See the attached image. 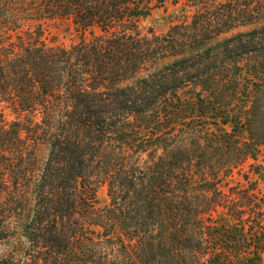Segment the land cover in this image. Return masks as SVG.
<instances>
[{
    "label": "trees",
    "instance_id": "trees-1",
    "mask_svg": "<svg viewBox=\"0 0 264 264\" xmlns=\"http://www.w3.org/2000/svg\"><path fill=\"white\" fill-rule=\"evenodd\" d=\"M164 4L0 0V264L249 263L262 167L224 181L264 158V0H183L142 34ZM53 20L69 46L44 39Z\"/></svg>",
    "mask_w": 264,
    "mask_h": 264
},
{
    "label": "rangeland",
    "instance_id": "rangeland-1",
    "mask_svg": "<svg viewBox=\"0 0 264 264\" xmlns=\"http://www.w3.org/2000/svg\"><path fill=\"white\" fill-rule=\"evenodd\" d=\"M183 0L178 5L173 4V0H165V4L163 7H155L151 10L149 16L140 22V32L142 34L147 33L148 30H153L156 34L165 33L171 25H173L177 19H179L182 15H190L191 9L184 7ZM29 26L34 29V24L27 22L25 23V27ZM43 28L46 30L44 39L48 44L51 45H64L69 46L71 42L75 39V33L72 30L70 22L66 20H53V21H45ZM197 115V111L193 110L190 104L184 103V108L177 109L173 116V125L179 127L183 125V123L188 122L192 118H195ZM43 151L41 152V156H43ZM250 164H258L262 167L260 173L253 174L249 173V178L252 182H255V186L258 189L260 203L264 205V158H260L257 162L252 160L246 162L241 167L233 172L230 178L225 180L228 188L236 187L237 185L244 186L243 182V174L247 173L249 170ZM224 190L226 188L224 185L222 186ZM98 198L100 200L101 206L104 207L108 205L109 200L106 196L105 187L101 188L98 192ZM213 220L217 226L225 225L228 227H237L236 223L233 220H230L228 217L224 215L222 209H219L217 213L213 214ZM262 227H256L254 229V243L256 245V250H253L249 263L247 264H264V217L261 222ZM242 232H246L247 228L241 229ZM7 251H11L7 249L5 246L0 247V254H5ZM237 252V253H235ZM240 250H232L231 256L235 257V261L237 264H243L244 261L237 260L238 253ZM227 260V259H226ZM234 261V262H235Z\"/></svg>",
    "mask_w": 264,
    "mask_h": 264
}]
</instances>
